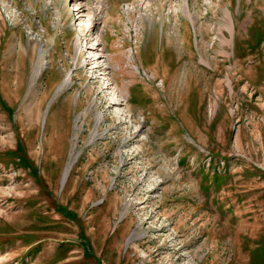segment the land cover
<instances>
[{
    "label": "rangeland",
    "instance_id": "374dc122",
    "mask_svg": "<svg viewBox=\"0 0 264 264\" xmlns=\"http://www.w3.org/2000/svg\"><path fill=\"white\" fill-rule=\"evenodd\" d=\"M98 1L0 0V264H264V0Z\"/></svg>",
    "mask_w": 264,
    "mask_h": 264
},
{
    "label": "bare ground",
    "instance_id": "6f19581e",
    "mask_svg": "<svg viewBox=\"0 0 264 264\" xmlns=\"http://www.w3.org/2000/svg\"><path fill=\"white\" fill-rule=\"evenodd\" d=\"M67 1H77V0H67ZM102 1V2H101ZM101 1H98L101 5V8L105 6V4L107 3L106 0H101ZM76 4V3H75ZM231 4V3H230ZM74 5V4H73ZM232 6V4H231ZM74 8L72 9V11H75L78 15L80 14V17H84L83 15V11L84 10H87L85 9L84 5L82 4H77V6H73ZM185 6H183L184 8ZM106 9V8H105ZM89 10V9H88ZM103 10V9H102ZM101 10V11H102ZM100 11V12H101ZM184 13L186 15H188L187 11L184 10ZM169 44V43H168ZM89 48L93 49V50H96L98 51V54L95 55V57H92L89 56V61H90V65L91 66V69H92V74L93 75H96L95 77H93L94 79H101V75L103 76H106V79L103 83V86L101 87V90H100V93H104V99L106 100V97H108V93H106L107 90H111L113 93H112V98L109 99L110 100V106H121V105H124L123 102L125 101V105H126V108L127 110L130 109V104H131V98L128 99V100H122V99H125L124 98V92L125 91H128L130 92L131 89L134 87V86H131V87H124V86H121V87H117L114 85L113 81H112V78L110 79V72H109V69H110V66H109V63H104V64H97V61L99 59H102L104 58V53L106 52L105 49L107 50V47L104 46L103 44V38H100L96 41V43H94L93 45H91ZM94 56V55H93ZM116 61V60H115ZM118 62V61H117ZM103 63V62H102ZM119 64V62H118ZM112 66V65H111ZM121 68V67H120ZM100 71H103V72H100ZM113 71V70H112ZM96 80V81H97ZM107 80V82H106ZM99 81V80H98ZM97 81V82H98ZM131 97V96H130ZM122 117H125L124 114H122ZM102 121H105V119L100 116V115H97V126H100L101 125V122ZM68 169V168H67ZM67 175V171L65 173V176ZM64 176V177H65ZM137 238L136 236V233H131L129 238H128V241H132V240H135Z\"/></svg>",
    "mask_w": 264,
    "mask_h": 264
}]
</instances>
